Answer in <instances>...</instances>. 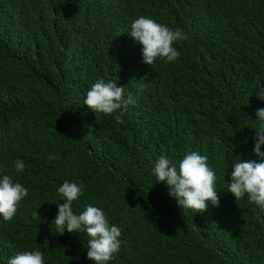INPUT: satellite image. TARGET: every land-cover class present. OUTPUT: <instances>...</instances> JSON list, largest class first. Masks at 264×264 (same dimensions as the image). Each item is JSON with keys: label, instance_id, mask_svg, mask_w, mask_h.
<instances>
[{"label": "trees", "instance_id": "trees-1", "mask_svg": "<svg viewBox=\"0 0 264 264\" xmlns=\"http://www.w3.org/2000/svg\"><path fill=\"white\" fill-rule=\"evenodd\" d=\"M164 1L0 0V176L28 189L11 221L0 216V264L35 250L44 264H94L86 231L61 234L53 222L66 180L83 186L74 214L91 204L121 229L108 264H264V210L227 192L237 157L260 162L253 148L256 110L264 108L255 95L264 84V0H234L236 9L227 0L215 18L231 9L230 17L209 27L197 21L187 29L180 18L213 16L218 0L184 3L170 24L169 11L166 26L182 28L187 39L174 42L177 60H156L155 73L138 63L131 44L123 53L106 35L133 17L123 23L118 5ZM109 3L118 25L104 29L96 7ZM194 37L214 55L199 58ZM137 69L146 74H125ZM98 79L115 81L138 103L96 115L84 100ZM190 152L206 155L217 175L219 204L207 202L203 213L183 210L152 172L160 155L178 166Z\"/></svg>", "mask_w": 264, "mask_h": 264}, {"label": "clouds", "instance_id": "clouds-1", "mask_svg": "<svg viewBox=\"0 0 264 264\" xmlns=\"http://www.w3.org/2000/svg\"><path fill=\"white\" fill-rule=\"evenodd\" d=\"M203 0H170L164 1L163 6L158 2L152 8L141 9L133 3L118 5L121 12L123 23L127 21L129 15H133L128 25L122 27L118 33L106 35L108 41L118 43V48L124 53L125 45L131 44L136 52L138 63L143 64L147 69L148 66H155L153 69L156 73L160 70L161 60L173 62L179 58L180 53L173 46L174 42L187 39L186 35L180 29H170L163 16L169 11L174 10L170 21L177 16V8L185 3L188 7H195L197 3ZM227 0H218L212 4L213 16L207 14L197 15L189 18L190 14L180 18L183 26L190 28V24L197 21L205 23L208 27L213 22L221 23L230 17L225 13L215 18L217 10ZM235 9L238 8V2L233 0ZM96 13L100 17L103 28L118 25L116 20V11L111 3L97 8ZM222 14V13H221ZM134 20V21H133ZM167 23V24H166ZM95 31L99 30L93 23H88ZM105 35V34H104ZM196 55L204 58L207 55L213 56L203 46L197 43L196 37ZM217 56V55H216ZM140 69L127 71L125 74L137 80L142 77ZM255 95L261 101H264V84H258L255 88ZM138 99L131 93L125 96L123 86H118L115 81H105L98 79L87 91L84 104L96 113L111 115L120 110L126 112L129 106L136 105ZM248 103V102H247ZM257 119L261 122L256 129L254 137L255 143L253 152L260 158L256 160H245L237 157L230 171V183L227 192H230L238 202L247 195L249 202L256 204L264 210V151H261V145H264V108L256 110ZM116 120L122 123L121 116L117 115ZM208 157L198 152L186 154L182 160L174 163L166 154H162L154 163L152 169L156 181L165 182L169 187V194L177 199L178 205L184 209H191L194 213H203L208 207L207 202L218 206L219 197L217 196L216 173L209 168L207 164ZM25 165L22 160L15 162V170L23 171ZM58 193L63 199V203H57L58 212L54 219L58 233H63L65 229L69 232L86 231L90 237L87 246V258L94 264H108L115 258L120 250L121 229L115 224L110 225L104 211L91 204L86 205L84 211L80 214H74L73 202L78 200L82 195L83 186L77 183L65 181L58 189ZM28 196V189L21 183H13L10 175L0 176V216L4 221H11L14 217L18 205L23 198ZM36 215L37 212L35 213ZM8 264H44V255L40 250L24 251L10 258Z\"/></svg>", "mask_w": 264, "mask_h": 264}]
</instances>
